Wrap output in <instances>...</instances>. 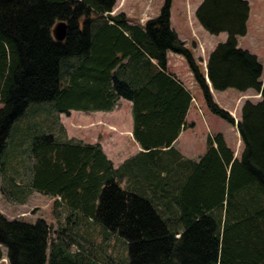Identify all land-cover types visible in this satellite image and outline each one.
<instances>
[{
  "label": "trees",
  "instance_id": "obj_1",
  "mask_svg": "<svg viewBox=\"0 0 264 264\" xmlns=\"http://www.w3.org/2000/svg\"><path fill=\"white\" fill-rule=\"evenodd\" d=\"M171 1L164 0L158 15L140 27L127 23L122 12L110 14L115 0H0V169L11 134L17 131L18 144L23 127L36 129L29 119L30 125L15 122L32 103L50 102L55 112L67 113L110 109L111 99L122 97L132 102L133 136L140 145L152 151L169 147L192 98L166 73L171 51L183 56L209 110L235 125L239 157L217 132L207 136V149L188 166L184 184L178 176L161 178L162 169L149 162L136 173L132 191L115 182L99 144L28 135L35 158L31 186L63 199L71 210L68 225L75 212L86 226L97 224L125 241L126 264H264V67L236 40L246 31L248 2L201 0L196 7L194 16L205 31L227 33L204 68L170 27ZM100 17L113 26L95 29L90 21ZM57 20L67 23L63 41L51 36ZM116 53H144L159 68L144 69L145 78L132 85L109 75L120 61ZM62 67L69 68L66 78ZM209 83L216 91L252 89L261 99L245 101L234 123L213 102ZM48 233L44 219L8 220L0 213V247H6L8 264H99L61 243L49 247Z\"/></svg>",
  "mask_w": 264,
  "mask_h": 264
},
{
  "label": "rangeland",
  "instance_id": "obj_2",
  "mask_svg": "<svg viewBox=\"0 0 264 264\" xmlns=\"http://www.w3.org/2000/svg\"><path fill=\"white\" fill-rule=\"evenodd\" d=\"M121 1L115 0L114 7L116 9L112 10L110 14L122 12L126 16L147 20L158 15L164 0H126L128 3L124 7L118 8L122 5L120 4ZM200 1L172 0L171 10L173 13V27L189 40L187 46L196 48V53L199 50V54L204 58L198 59L195 55L194 57L200 60L204 66L207 55L217 43L223 42L227 38V33L210 34L203 30L201 25H198L194 11ZM247 2L249 11L246 31L244 35L237 37V47L255 55L264 67V0H247ZM91 15L94 16L93 13ZM190 39H193L196 43L191 45ZM69 59L67 60L68 63L71 62L72 58ZM61 69L63 77L66 78L69 74V68L62 67ZM262 81H264V72ZM189 90L195 101L191 102L188 118L195 117L197 124L195 130L188 131L190 135L198 141V137L205 136L207 127L211 129L210 132L212 133L210 134L212 135L220 132L231 146L233 155L239 157L242 144L235 125L230 124L209 110L197 85L190 87ZM260 99L259 93L252 89L243 92L234 88L212 91L213 102L226 110L232 116L234 123L240 119V109L245 101L256 103ZM125 104L123 101V105ZM30 112L33 116L28 115L27 117ZM27 119L36 124L35 131L30 132L23 127L21 134L23 133L25 137L18 144H16V141L19 137L17 131H14L8 139L6 152L2 157L0 213L8 220L18 219L33 223L39 218L44 219L49 227V247L53 242L61 243L65 246L67 252H83L84 255H88L99 264H113V260H118L120 264H126L127 247L125 241L113 232L103 230L97 224L92 223L91 226H86L78 219L75 212H72L73 224L68 225L71 210L63 199L53 193L40 192L31 186L35 158L30 151L32 147L30 136L39 137L42 134L50 133L59 142L85 143L90 138L91 133L87 134L83 131L82 113L80 111L58 113L52 108L50 102H40L30 104L23 115L15 122L21 124L20 120H22L30 125ZM102 123L104 124V121ZM202 146L207 149L206 143L203 142ZM197 148H199V144ZM0 248L2 251L0 264H8L6 247L1 246ZM46 253H48V249Z\"/></svg>",
  "mask_w": 264,
  "mask_h": 264
},
{
  "label": "crops",
  "instance_id": "obj_3",
  "mask_svg": "<svg viewBox=\"0 0 264 264\" xmlns=\"http://www.w3.org/2000/svg\"><path fill=\"white\" fill-rule=\"evenodd\" d=\"M126 3H128V1L124 0L122 5L118 8L124 7ZM114 9H116V7H114L113 10ZM172 14L170 7L171 29L175 31L180 40L188 45L189 40L185 35L173 27ZM126 17L127 23L140 27H142L146 21V19L141 20L138 17ZM90 24L94 26L95 29H100L104 24L113 26L108 18H92ZM198 25L200 24L198 23ZM190 43L193 45L196 42L190 39ZM192 49L196 58H204L199 54V50L196 53V48L192 46ZM115 57L119 58L120 61L116 63L113 68L109 69V75L129 81L132 85L135 80L141 79V77L142 79L145 78L144 76L146 75L140 76L141 73L143 74L142 71H144V69H148L149 72L156 71L159 68L155 59L148 57V55L144 53L138 55L129 54L124 58L121 57L120 53H116ZM166 73L175 76L189 92L190 87L196 85L183 56L171 51L166 52ZM210 91L212 94L213 90L211 87ZM192 98L194 97L192 96ZM111 101L113 106L110 109H70L67 113L79 111L82 113L83 131L87 132V134L91 133L90 138L85 143L100 145L103 155L106 160L111 162L112 168L114 169L115 182L122 189H134L133 184L137 178L136 173L138 170L145 169L149 162H154L162 169L160 173L161 178L166 177V179H169L173 176H178L184 184L189 176V172L187 171L188 166H192V164L197 162L203 155L206 148L204 149L202 143H206V136L212 133L210 132L211 129L207 127L205 136L202 138L198 137L199 140L197 141L196 138L191 136L190 132H188L195 130L197 127L195 117L188 118V111L192 100L177 137L169 147L160 148L158 151L143 148L134 138L132 102L122 97H114ZM123 101L126 103L125 105H123ZM102 121H104V124ZM222 136L226 146L232 150L223 134ZM198 144L199 148H197ZM182 230L183 228L179 226L178 232Z\"/></svg>",
  "mask_w": 264,
  "mask_h": 264
},
{
  "label": "water",
  "instance_id": "obj_4",
  "mask_svg": "<svg viewBox=\"0 0 264 264\" xmlns=\"http://www.w3.org/2000/svg\"><path fill=\"white\" fill-rule=\"evenodd\" d=\"M66 34H67V23L63 20H57L51 28L52 38L55 41H63L66 38ZM206 80L208 81L207 74H206Z\"/></svg>",
  "mask_w": 264,
  "mask_h": 264
}]
</instances>
